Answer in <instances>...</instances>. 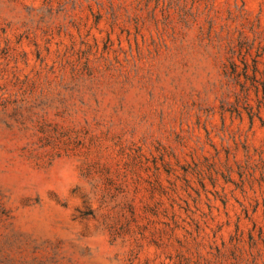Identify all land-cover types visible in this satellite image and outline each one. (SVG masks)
<instances>
[{"label": "rangeland", "instance_id": "374dc122", "mask_svg": "<svg viewBox=\"0 0 264 264\" xmlns=\"http://www.w3.org/2000/svg\"><path fill=\"white\" fill-rule=\"evenodd\" d=\"M0 264H264V0H0Z\"/></svg>", "mask_w": 264, "mask_h": 264}]
</instances>
